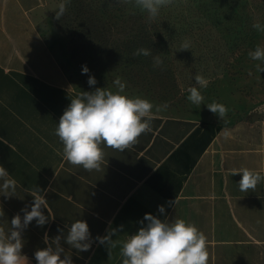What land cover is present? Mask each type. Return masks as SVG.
<instances>
[{"label":"crops","instance_id":"0c3cea01","mask_svg":"<svg viewBox=\"0 0 264 264\" xmlns=\"http://www.w3.org/2000/svg\"><path fill=\"white\" fill-rule=\"evenodd\" d=\"M52 0H0V165L17 181L16 196H0L9 223L29 205L30 189L45 192L50 222L35 220L23 233L22 254L37 264L34 252L78 219L88 223L92 237L109 228L124 240L141 226L146 213L169 221L194 223L208 239L209 264H264V182L241 192L242 167L264 166V137L259 120L225 125L210 120L157 114L152 131L124 152L105 149L104 171L91 173L67 163L54 135L60 116L81 91L71 83L52 48L43 38L39 16ZM231 133L225 139L223 130ZM177 203L170 205V201ZM30 210V209H29ZM45 215H47V210ZM23 215V213H21ZM62 247L68 246L63 240ZM74 264H122L120 245L109 257L106 246L93 243Z\"/></svg>","mask_w":264,"mask_h":264},{"label":"rangeland","instance_id":"374dc122","mask_svg":"<svg viewBox=\"0 0 264 264\" xmlns=\"http://www.w3.org/2000/svg\"><path fill=\"white\" fill-rule=\"evenodd\" d=\"M82 1L88 4L83 9L94 12L93 21L84 19L87 13L67 19L69 4L57 20L55 12L62 0H52L38 24L77 90L99 87L116 91L114 81L120 79L128 96H141L154 104L166 102L169 107L161 115L224 123L204 105L215 100L229 109L228 123L259 120L264 137V72H256L257 62L248 57L250 50L264 45V34L252 27L264 24V0H175L151 22L146 13L116 4V0ZM93 24L98 29L94 43L103 42L90 49L105 48L100 56L85 58L75 48L81 40L87 41L85 34ZM186 39L190 49L180 50ZM146 42L156 44V54L168 60L167 65L148 66L146 58L151 56L132 55L139 48L150 49ZM78 62L88 67V74H82ZM196 74L209 81L201 90L205 101L199 108L187 100V89L195 84ZM89 75L97 80L94 87L87 83Z\"/></svg>","mask_w":264,"mask_h":264},{"label":"clouds","instance_id":"9594fccd","mask_svg":"<svg viewBox=\"0 0 264 264\" xmlns=\"http://www.w3.org/2000/svg\"><path fill=\"white\" fill-rule=\"evenodd\" d=\"M174 3L175 0H116V4L130 5L141 13H146L149 22L159 16L162 8ZM68 4L70 0H62L58 5V11L55 12L57 20L65 14ZM252 27L264 34V24L254 23ZM190 47L191 42L186 39L180 50H189ZM132 55L148 57L152 53L150 49L139 48ZM248 57L257 62L254 66L256 72H264V45L258 44L248 52ZM162 65L163 60L159 55L153 57L154 67ZM88 73V67L83 65L82 74ZM194 80L195 84L187 89V100L199 108L205 101L201 90L208 87L209 81L200 74H196ZM87 83L94 87L97 80L89 75ZM114 83L116 91L96 87L94 91H81L70 99L54 130V135L63 145L62 152L57 150V154L62 155L67 163L82 167L89 173L104 171L102 165L107 155L106 148L119 152L134 148L142 134L153 130L152 122L156 115L169 107L166 102L154 104L141 96L130 97L125 94V83L120 79H116ZM204 105L225 125L228 124L229 109L224 104L213 100ZM230 135L225 128L224 138L227 139ZM236 174H241L242 177L238 182L241 192L255 191L257 185L264 182V166L259 170L242 167L231 173ZM16 190L17 181L0 165V196L15 197ZM28 191L33 198L32 202L12 217L7 231L0 226V264H22V261H28L22 254L24 231L34 220L38 227H43L54 219L50 216L49 204L45 198L47 190L36 185ZM177 202L175 199L169 204L175 206ZM44 210H47V215ZM158 212L165 218L146 213L138 222L141 225L139 229L124 240L113 239L122 231L123 225L117 229L110 227L106 235L93 238L88 223L78 219L71 225H65L66 235L63 228H58L59 234L49 241L45 233L46 247L37 249L34 258L37 264H74L71 249H75L78 255L89 251L93 243L98 242L106 246L109 257L112 250L120 245L122 264H209L208 239L205 233L194 223L182 218L169 221L163 205L158 206ZM3 217L4 212L0 209V218ZM6 223L9 222L0 219V225ZM62 240L70 246L68 251L62 247Z\"/></svg>","mask_w":264,"mask_h":264},{"label":"trees","instance_id":"16d2710c","mask_svg":"<svg viewBox=\"0 0 264 264\" xmlns=\"http://www.w3.org/2000/svg\"><path fill=\"white\" fill-rule=\"evenodd\" d=\"M82 0H70V9H71V12L69 13V15L67 16V19H71L72 16L74 18H78L80 13H87L86 17L84 19H89L91 21L94 20V18H96L94 12H90L89 9L86 10V9H83L84 7H86V5H88L86 2L83 3V1L81 2ZM90 6V5H89ZM109 26V24L107 25ZM104 28V27H103ZM102 28V29H103ZM77 32L80 31L79 28H76L75 29ZM98 29L96 28V26L91 25L89 26L88 28V31L87 33L85 34V37L87 38L86 40L87 41H84L81 40L79 42V46L78 48H75L76 50V53L78 54H83V56L85 58H91V57H94L96 55L100 56L102 54V49H104L105 47H100V45H98V47L100 48L98 51H93L92 49H90L92 46L96 44H102V39H100L99 41L97 40V42L94 43V40H95V32L97 33ZM43 36V35H42ZM43 38L45 39V37L43 36ZM45 41L47 42V40L45 39ZM107 43V42H105ZM48 44V42H47ZM49 45V44H48ZM146 45L150 48L151 50V57H148L146 58V61H147V65L148 66H153V57L157 56L158 54H156V51L158 50L156 44H153V43H148L146 42ZM53 51V50H52ZM92 51V53H90ZM54 53V52H53ZM93 54V55H92ZM73 58V56H71ZM163 60V64L167 65L168 64V60H164L163 58H161ZM60 63V62H59ZM170 63V62H169ZM62 69L66 72V69L64 68V66L60 63ZM77 66L78 67H82V65L80 64V62L77 63ZM164 69V68H163ZM158 70V69H157ZM156 70V71H157ZM160 71V70H158ZM166 71V70H164ZM67 74V73H66ZM69 77V76H68ZM70 79V78H69Z\"/></svg>","mask_w":264,"mask_h":264}]
</instances>
